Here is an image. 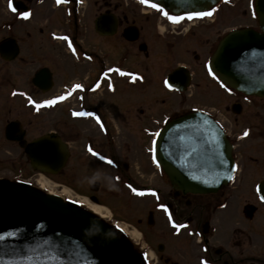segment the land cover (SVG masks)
I'll use <instances>...</instances> for the list:
<instances>
[{"label":"flooded vegetation","instance_id":"1","mask_svg":"<svg viewBox=\"0 0 264 264\" xmlns=\"http://www.w3.org/2000/svg\"><path fill=\"white\" fill-rule=\"evenodd\" d=\"M89 1L68 0V3L58 5L56 0H12V6L16 8L13 12L8 7V0H3L0 44L12 41L18 50L14 60L0 59L4 66L12 68L6 75L10 74L8 77L22 86L18 88L13 85L15 82L9 89L11 100L16 101L11 106H17L19 100L23 105L21 107L19 102L20 116L6 120V124L10 121L22 124V120L27 121V116L39 122L50 118L53 125L50 132L59 135L69 146L70 156L61 174L67 168L74 193L71 204L104 220L121 239L133 264H201L202 259H207L209 264H264V200L260 199L264 195V98L243 95L233 89L229 92L221 87L210 75L207 63L224 32L214 34L208 29L198 34L195 32L205 24L213 23L221 9L215 12L216 16L212 19L204 18L206 20L187 26L159 21L155 14L143 18L131 12V3L124 4V0H94L96 12H92ZM251 5L252 1L248 4V12L253 23L246 27L260 32ZM135 7L138 8L134 4L133 10ZM224 7L233 8V4ZM20 12H30L31 15L25 19L19 15ZM150 17L154 19L152 28L156 31L158 21L163 27L162 33L170 30L168 34L180 35L185 41L189 39L185 38L188 35L198 38L194 47L190 44L189 55L193 59L175 65H171L170 57L175 53L182 55V51L178 45L167 42L169 53H163L167 55V62L162 63L167 72L161 77L159 69L151 75L138 66L131 68L133 55L147 57L149 54L148 42L155 30L147 29L145 33L143 24H148ZM40 20L52 26L41 29L38 25ZM97 22L102 31L96 30ZM65 35L72 40L75 54L69 49L67 41L59 38ZM86 36L90 41L86 40ZM115 46L122 48L123 52L111 60L107 52ZM49 49L56 52L52 61L54 69L49 66L50 61L43 63V54ZM182 49L187 51L184 45ZM89 56L91 59L87 58ZM65 66L72 68L75 75L68 81L55 82L54 74ZM117 67L137 74V79L133 81L131 76H121L115 71L104 76L109 68ZM179 67L181 69L169 81L172 87H167L164 80ZM45 68L52 73L55 86L53 94L44 97L46 94L33 83V79ZM204 79L213 82L218 89L213 99L214 106H219L225 98L227 103L224 108L235 117L231 126L227 122L219 124L233 146L232 157L238 167L228 185L213 194L196 195L174 189L163 171L153 163L149 149L156 132L181 114L199 110L211 113L213 117L220 115V110L214 109V106L205 108L192 101L194 90H203L199 82ZM76 83L82 84L83 88L55 105H42L43 100L71 91ZM151 83L158 90L157 96L141 92ZM183 88L188 89L180 91ZM116 92L131 95L135 107L117 111L109 107L108 96ZM99 95L102 96V104L90 102L91 98ZM29 96L42 106L37 108L35 104H30ZM156 99L160 100L159 106H153ZM63 106H66L68 124L46 116ZM74 111L95 113L104 127H100L94 116H74ZM122 112H136L139 116V123L135 126L138 140L131 144L122 143L123 137L113 125L114 121L122 122ZM241 116L246 118V123L236 132L239 126L236 117ZM246 129L249 130L248 136H242ZM25 134L28 137L27 126ZM66 134L70 136L68 141L64 138ZM74 144H77L78 155L71 150ZM89 147L114 163L107 164L94 156L88 151ZM113 147L116 150L113 151ZM135 147L138 153L141 148L143 154H137ZM80 172L83 174L81 177L77 175ZM129 184L144 191L145 195L132 192ZM108 186L109 189L106 188ZM148 189H153L155 195ZM242 194L243 204L238 207ZM134 204H141L143 208L139 210ZM161 204L167 205L176 223L186 227L177 231L165 210L159 207ZM93 205L101 212L97 213Z\"/></svg>","mask_w":264,"mask_h":264},{"label":"water","instance_id":"2","mask_svg":"<svg viewBox=\"0 0 264 264\" xmlns=\"http://www.w3.org/2000/svg\"><path fill=\"white\" fill-rule=\"evenodd\" d=\"M151 1L182 13L209 9L219 0ZM255 12L262 34L249 29L229 32L220 40L209 67L220 83L264 98V0H256ZM0 54L9 59L2 49ZM43 79L40 74L34 82ZM16 125H7L5 137L24 148L32 169L57 173L68 157L66 145L50 134L25 146L24 134ZM193 127L200 130L199 139L192 138ZM153 147L155 164L182 192L212 193L232 176L231 147L203 114L190 113L171 121L157 135ZM221 160L227 163L222 165ZM5 233L16 235L0 240V264H133L120 239L101 221L30 187L0 184V235Z\"/></svg>","mask_w":264,"mask_h":264},{"label":"rangeland","instance_id":"3","mask_svg":"<svg viewBox=\"0 0 264 264\" xmlns=\"http://www.w3.org/2000/svg\"><path fill=\"white\" fill-rule=\"evenodd\" d=\"M93 1H89V6L90 10L92 12H96V8L93 6ZM235 1V6L233 8L229 7H224V5H221L220 12H219V17L213 21V23H208L205 24V26L197 29L195 31L197 34L200 31H205L206 29L209 30V33L214 31L215 33H223L225 31H228L231 28L234 27H243L246 25L252 24V20L249 16L248 12V4L250 0H233ZM131 3V9L130 11L143 16H149V15H144L140 14L138 12V8H134V3H132L130 0H124L125 3ZM125 6V5H124ZM4 21V6H3V0H0V24ZM206 22V21H205ZM144 23H146L144 21ZM157 31L153 29L154 25V19L153 17H150L149 23L148 24H143L145 33L149 29L150 31L155 30L154 32H157L160 34L157 35L154 32H152V38L150 39V43L148 42L149 45V54L147 57H144L142 55L136 56L133 55L131 60V68L133 66H138L143 71H147L149 74L154 75L158 69V75L161 77L164 73L167 72L166 68H164L162 63L167 62V55H163V53H169L167 50V42L170 43L171 45H178L181 53H175L173 54V57H170V63L171 65H175L176 63H182L183 61H191L192 56L189 55L190 53V44L193 45V47L196 45V42L198 38L192 37L188 35L186 38H189L187 41L183 40L180 35L176 36L174 34L170 35L167 32L169 31H162L160 30V26L157 21ZM39 27L41 29L45 28H50L52 26L51 23H48L45 20H40L38 23ZM167 33V37H164ZM3 36V32L0 33V38ZM86 40L90 41L88 36H86ZM24 41V40H23ZM204 42V41H203ZM186 46L187 51L184 52L182 49V46ZM205 48V46H203ZM47 50V49H44ZM163 51V52H162ZM179 51V50H178ZM123 52V49L120 48L119 46H115V48L111 49L110 52L108 53V57L111 60H115L118 55H120ZM54 53L52 49H49L48 52H44L43 54V63H48L49 61V66L54 69L55 64L52 62L55 58ZM194 54V53H193ZM192 54V55H193ZM197 54V53H195ZM159 57L157 58V56ZM188 63V62H186ZM162 64V66H161ZM13 65V64H12ZM162 67V68H161ZM11 67H6L4 66L3 61L0 59V178L5 179L7 181H10L13 179V177H16L18 180H26L30 181L34 184L40 183L42 180L41 177L37 174V172H34L30 165L28 160L26 159L23 151L15 144L9 143L5 140L4 138V127L6 125V120H9L11 118H14L15 115L20 116V105L19 102L17 101V106H11L14 104V100H11V96L9 95V89L15 85L18 88H21L20 85L21 83L11 79L10 74L6 75V72L8 69ZM12 69V68H11ZM75 75V71L70 68L69 66L62 67L57 73L54 74V81L55 82H63V81H68L70 80L73 76ZM209 81V80H208ZM206 79L202 80L199 82V85L201 84L203 90H194L193 95H192V101L193 103H199L201 106L208 108L211 106H214V95L218 91V89L215 87L216 85L209 81L208 82ZM16 82V83H15ZM15 83V84H13ZM13 84V85H12ZM157 89H154L153 83L149 84L146 86L145 90H141L142 93L149 92L151 97L157 96ZM52 93V92H51ZM46 94L44 95H50ZM102 96L99 95L95 98H91L90 102L96 103V104H102L101 99ZM88 99V98H87ZM222 102L219 104V106H214V109L220 110V118L223 120V122H227L233 125V119L235 118L233 115L230 114L229 111H227L226 108H224V105H226L227 100L225 98H222ZM21 104V102H20ZM107 104L109 107L114 108L116 111L119 110H130L135 107V102L133 101V98L131 95L126 94L125 92H116L115 94L108 96ZM160 105V100L156 99L153 100V106H159ZM23 105L21 104V107ZM66 106L63 107H58L56 108L52 113H43V115H46L48 117L53 116L56 119H59L61 122L69 123L68 121V116L65 111ZM11 109V112L9 113L8 110ZM212 109V108H210ZM122 122L121 121H114L113 125L114 128L117 130L118 134L123 137L122 143L127 144L125 142H135L137 133L135 126L138 125L139 123V116L137 115L136 112H122ZM244 116L241 117H236L238 120L239 126L236 130V132H239L241 128L243 127V123H246V118H243ZM27 121H23L22 119V124L26 127H28V137H26V140H31L32 138L45 133L49 130L52 129L53 125L51 124L50 118L39 122L36 120V118L33 117H25ZM20 120V119H19ZM59 127V126H58ZM60 128V127H59ZM64 138L68 141L70 139L69 135H64ZM136 144V143H135ZM72 148L71 150L74 152V154L78 155V149H77V144L71 145ZM112 150H116L115 147L112 148ZM137 151V154H143L142 149L140 148V151L138 153V150L135 147V152ZM123 154V153H122ZM78 176H82V172L77 174ZM94 175H92L93 177ZM44 184L47 186L48 189H52L51 191L56 194H60L59 192H63V194H67L69 196H74V193L72 191V187L69 181V174L67 168L62 174H57L56 176H50L46 175L43 177ZM53 184H52V183ZM40 185V184H39ZM107 189L110 188V186L106 187ZM113 187L111 186V189ZM66 195V196H67ZM240 197V196H239ZM238 197V198H239ZM64 199V196L61 197ZM244 200V195L242 194L239 202H237V206L240 207L243 204ZM135 208L139 209L143 208L141 204H134ZM104 212V211H102ZM141 212V211H140ZM105 213V212H104Z\"/></svg>","mask_w":264,"mask_h":264},{"label":"snow or ice","instance_id":"4","mask_svg":"<svg viewBox=\"0 0 264 264\" xmlns=\"http://www.w3.org/2000/svg\"><path fill=\"white\" fill-rule=\"evenodd\" d=\"M150 2H151V0H141V3H143V4H149ZM56 3H57L58 5L61 4V3H68V0H56ZM8 7H9L13 12L16 11V8H14V7L12 6V0H8ZM151 7H152L153 9H157V10L161 11L165 17H167L169 20L173 21L174 23H178L180 20L185 19V17H186L187 19L191 20V19H193V18H203V17H205V16H212L213 13L216 11L215 8H211V10L206 11V12H205V11L187 12V13H185L184 16H179V15H170L169 12H168V11H165L159 3H151ZM19 15H20L21 17L27 19V18H29V16L31 15V13H30V12H20ZM53 35H55V33H53ZM59 38L65 40V41H67V44H68L69 49H71V51H72L74 54L76 53V48L73 46L72 40H71L67 35L62 36V37H59ZM87 58H88V59H91L90 56L87 57ZM113 71L119 73L121 76H124V75L131 76V79H132L133 81H135V80L137 79V74L127 73V72L123 71L122 69H120V68H118V67L115 68V69H113V68H109V69L104 73V76H107L109 72H113ZM208 71H209V73H210L211 75H213L214 78H216V79H218V80L220 79L218 76H216V73L212 71L211 67L208 68ZM140 79H143V77H140ZM164 84H165L167 87H169V88L172 87V85L169 83V81H168L167 79L164 80ZM97 87H98V85H97ZM109 87H112V85L109 84ZM221 87L225 88V89H226L227 91H229V92L232 91V89H231V88H228L227 85H226L223 81H221ZM82 88H83V85L80 84V83L73 84V85H72V88H71V91L65 93L64 95L56 96V97H54V98H52V99H46V100H43V101H42V105H44V106L55 105L58 101H62V100H64V99H66L67 96H70V95L72 94V92H74V91H76V90H79V89H82ZM15 94H16V93L14 92L13 95H15ZM28 102H29L30 104H35L37 108H39V107L42 106L41 104H38L36 101H34L30 96L28 97ZM72 115H74V116H94L95 119L97 120V122L100 123V117L97 116L95 113H92V112H83V111H81V112H76V111H74V112L72 113ZM100 127L103 128L104 125H103L102 123H100ZM189 127H192V126H189ZM248 134H249V130L246 129V130L242 133V136H248ZM156 135H159V133H156ZM192 138H193L194 140L200 138V130H199V129L193 127ZM214 142H215V140H213V141H205V143H214ZM152 143H153V145H155V141H153ZM88 151L91 152L94 156H98L101 160H104L107 164H113V163H114V161H113L112 159H110V158L107 157V156H102L99 152L94 151L92 147H89V148H88ZM149 151H150V152H155V147L150 148ZM193 151H195V150H193ZM153 160L155 161V156H153ZM225 163H227L226 160H221V161H220V164H222V165L225 164ZM158 166H159V165H158ZM237 167H238V165H234L232 170L235 171V169H236ZM128 187L132 190V192H134V193H136V194H138V195H141V196L145 195V192H144V191H141V190H139V189L133 187L131 184H129ZM258 190H261V189H258ZM148 192L151 193V194H153V195H155V192H154L153 189H148ZM260 199H261V200H264V195H261V196H260ZM159 207H161L162 209L165 210V212H166L167 215H168V219H169V221L173 224L174 228H175L177 231H179L180 229L186 227V225L176 223V221L173 220V218H172V214H171V212L168 211L167 205H165V204H161V205H159ZM6 235H16V233H5V234H3V235H0V240H3L4 237H5ZM201 264H209V261H208L207 259H202V260H201Z\"/></svg>","mask_w":264,"mask_h":264},{"label":"bare ground","instance_id":"5","mask_svg":"<svg viewBox=\"0 0 264 264\" xmlns=\"http://www.w3.org/2000/svg\"><path fill=\"white\" fill-rule=\"evenodd\" d=\"M148 12H149V11H148ZM193 24H195V23H193ZM161 29H162V28H161ZM40 177H41V179H42L40 182L43 183V180H44V179H43L42 176H40ZM92 207H94V210L97 211V213H98V212H101V211L99 210L98 207H96V206H94V205H93Z\"/></svg>","mask_w":264,"mask_h":264}]
</instances>
